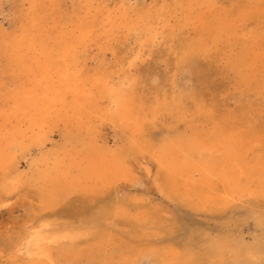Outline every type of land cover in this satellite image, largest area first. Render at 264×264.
I'll list each match as a JSON object with an SVG mask.
<instances>
[{
	"label": "bare ground",
	"instance_id": "bare-ground-1",
	"mask_svg": "<svg viewBox=\"0 0 264 264\" xmlns=\"http://www.w3.org/2000/svg\"><path fill=\"white\" fill-rule=\"evenodd\" d=\"M225 2L233 0H162L140 10L128 3L106 16L82 15L91 0H80L72 16L60 14L57 0L23 5L17 32L0 33V264L264 262L260 242L207 239L202 253L156 243L149 208L130 192L120 196L122 184L143 186L137 175L144 172L158 194L199 211L264 202V124L254 119L252 102L220 112L214 98L205 99L207 89L219 87L210 80L214 58L239 96L264 95V13L248 31L264 0H253L252 12L226 10ZM119 33L120 44L136 43L133 61L153 59L165 71L154 65L139 80L104 65L89 72L83 54L92 46L112 50ZM60 124L71 144L51 148L43 157L49 166H34L25 178L19 152L43 151ZM106 125L120 131L114 149L101 133ZM159 125L164 131L155 139L147 128ZM19 187L33 188L38 203H7ZM111 190L113 197L79 226L38 219L72 193ZM20 211L26 223L4 229ZM257 219L264 223V214ZM111 239L118 245L108 248Z\"/></svg>",
	"mask_w": 264,
	"mask_h": 264
},
{
	"label": "rangeland",
	"instance_id": "rangeland-1",
	"mask_svg": "<svg viewBox=\"0 0 264 264\" xmlns=\"http://www.w3.org/2000/svg\"><path fill=\"white\" fill-rule=\"evenodd\" d=\"M30 1L3 0L0 2L3 8V12L0 14V33L11 34L12 32H17L20 26L18 20L20 12L24 8L23 5H27ZM165 1L170 2L172 0ZM252 1L233 0L232 3L225 2L223 8L226 10L235 9L238 12L241 10H249L252 12V9H248V7H255L251 4ZM79 2L80 0H57V7L61 15L72 16L81 11ZM161 2L162 0H91L92 7L84 9L82 15L84 13H91L90 15L94 14L97 16L103 14V16H106L108 13H115L119 8H126L128 3L131 4V7L140 10L141 7H151L153 4H159ZM257 11L260 12L255 11L249 17L251 20L248 21L250 24L248 31L253 32L255 30V25L258 23L255 21L257 19L255 15L264 13V4H259ZM263 25L264 23L259 24V26ZM117 38L118 41L116 39L111 46L112 50L100 51V49L92 46L86 54H83L81 61L85 59L89 72L101 71L103 68L102 65H104V68L110 66L109 71H112L113 75L131 74L132 77L139 80L141 78L143 79L144 72L147 71V68H153L154 65L159 66L158 69L161 71H165V66L158 62L156 64L153 59L146 64L133 61L134 52L138 49L136 43L131 40L129 43L130 46L128 44H120L124 40L123 33H119ZM130 48H134V50L130 51ZM132 62L133 65L130 66L129 64ZM208 62L215 66V71L211 74L210 80L215 82L219 87L215 90L207 89L205 99L210 100L211 97L214 98L217 110L220 112L227 109L232 110L235 106H241V103L245 104L247 101L252 102L254 119L259 124H264V95L250 97L245 94L239 96V89L234 84L232 76L223 67V61L214 58L208 59ZM157 84H163L165 88H169V85L166 86L165 83ZM101 129V133L105 138L103 140L111 148H116L118 141L121 140L120 131L108 125L102 126ZM64 130L63 124L55 128L54 133H52V140L45 144L43 151L34 147L30 151L19 152V168L25 178L34 174V166H37L40 170L49 166L50 163L46 165L43 157L44 154H48L46 152L50 151L51 148L71 144L72 141H67ZM147 131L151 137L156 139L164 130L159 125L156 128H147ZM152 170L154 171V169ZM137 176L143 179V186L131 188L122 184L120 196L123 197L130 192L129 194H131L132 198L142 200L143 204L149 208L151 219H149L148 225L150 231L153 233V237L150 238H154V242L174 245L179 249L181 248V250L187 248L188 250L191 249L199 253L205 251L207 245H204L203 242L207 239L225 240L228 238L231 241H242L245 245H251L255 242L264 244V223L257 219L258 215L264 214V202L242 201L230 204L224 210L213 212L199 211L180 204L168 196L158 194L144 172H138ZM25 189L27 187H19L14 194L12 193L9 196L7 203L17 207L22 201L26 200L32 205H36L38 201L34 194L35 190L33 188ZM140 192L146 194L140 196ZM1 195L2 192L0 191ZM113 195L112 190L94 196H83L80 192L72 193L56 205L53 210L40 214L38 219L50 221L56 226H63L67 223L79 226L80 218L88 216L90 213L92 214L94 211L100 209V207L102 208ZM26 205L30 206V204ZM30 214L34 216L37 214V211H31ZM25 219L21 216V211L13 212L11 218L6 219L3 227H5L4 229L10 227L12 230H19L26 223ZM0 220H3V218H0ZM110 242L111 244L108 248H112L116 244L118 245V242L116 243L112 239Z\"/></svg>",
	"mask_w": 264,
	"mask_h": 264
}]
</instances>
